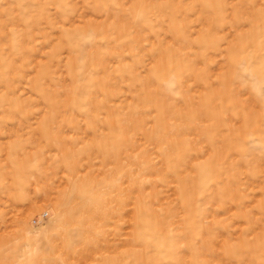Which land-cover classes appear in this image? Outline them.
<instances>
[{
  "label": "rangeland",
  "instance_id": "1",
  "mask_svg": "<svg viewBox=\"0 0 264 264\" xmlns=\"http://www.w3.org/2000/svg\"><path fill=\"white\" fill-rule=\"evenodd\" d=\"M0 264H264V0H0Z\"/></svg>",
  "mask_w": 264,
  "mask_h": 264
}]
</instances>
